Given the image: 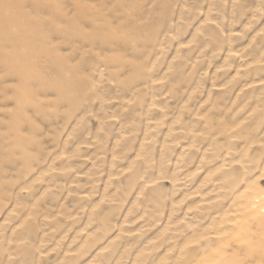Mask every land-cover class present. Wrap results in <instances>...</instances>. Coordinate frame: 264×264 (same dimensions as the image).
Returning <instances> with one entry per match:
<instances>
[{"label":"rangeland","instance_id":"rangeland-1","mask_svg":"<svg viewBox=\"0 0 264 264\" xmlns=\"http://www.w3.org/2000/svg\"><path fill=\"white\" fill-rule=\"evenodd\" d=\"M0 264H264V0H0Z\"/></svg>","mask_w":264,"mask_h":264},{"label":"bare ground","instance_id":"bare-ground-1","mask_svg":"<svg viewBox=\"0 0 264 264\" xmlns=\"http://www.w3.org/2000/svg\"><path fill=\"white\" fill-rule=\"evenodd\" d=\"M58 70V69H57Z\"/></svg>","mask_w":264,"mask_h":264}]
</instances>
